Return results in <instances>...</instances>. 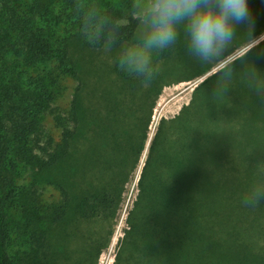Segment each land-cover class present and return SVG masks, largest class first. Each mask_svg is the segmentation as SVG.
Listing matches in <instances>:
<instances>
[{"label": "trees", "instance_id": "16d2710c", "mask_svg": "<svg viewBox=\"0 0 264 264\" xmlns=\"http://www.w3.org/2000/svg\"><path fill=\"white\" fill-rule=\"evenodd\" d=\"M134 3L0 0V264H18L10 215L41 229L32 244L43 250L48 236H68L59 229L68 221L113 218L137 167L111 264H264V200L256 208L242 203L251 186L264 188V101L251 82L237 78L224 92L215 91L218 71L205 78L174 116L159 119L139 165L160 88L201 76L208 65L187 64L180 32L173 47L153 54L162 69L148 88L116 64L93 82L82 78L71 51L99 50L105 36L113 52L136 42ZM247 3L251 36L264 32V0ZM233 60L237 77L248 66L264 76V38ZM66 81L75 85L61 112L53 103ZM45 115L54 135L41 124ZM90 247L81 248L92 254Z\"/></svg>", "mask_w": 264, "mask_h": 264}, {"label": "clouds", "instance_id": "9594fccd", "mask_svg": "<svg viewBox=\"0 0 264 264\" xmlns=\"http://www.w3.org/2000/svg\"><path fill=\"white\" fill-rule=\"evenodd\" d=\"M133 9L139 29L136 42L117 52L114 63L121 72L137 78L142 87H150L158 73L153 54L173 47L182 27L186 54L201 65L218 68L215 91L227 92L233 80L239 78L243 83L251 82L249 90L264 101V76L254 66H248L237 77L232 67L236 60L226 55L237 39L239 24L246 22L249 28V38L243 46L247 52L256 44L251 39L254 21L247 0H139ZM81 30L91 28L85 24ZM104 39L103 53L112 52L114 40L107 36ZM90 44L99 48L100 36H93ZM262 200L264 188L253 185L244 193L242 203L256 208Z\"/></svg>", "mask_w": 264, "mask_h": 264}, {"label": "rangeland", "instance_id": "374dc122", "mask_svg": "<svg viewBox=\"0 0 264 264\" xmlns=\"http://www.w3.org/2000/svg\"><path fill=\"white\" fill-rule=\"evenodd\" d=\"M139 0H136V3ZM248 4V3H247ZM257 4V1H256ZM254 21V20H253ZM255 25L251 29V32L255 29ZM180 32L183 34V28H180ZM249 32V28L247 23H242L236 26L237 38L246 35ZM264 38V32L254 34L251 36V39L256 41V44L259 43ZM135 43V41L133 42ZM229 48L226 53L227 59L233 60L239 55H241L245 50H247L244 45L247 44L243 42ZM181 44H185L181 42ZM255 44V45H256ZM186 45V44H185ZM75 45H72L74 47ZM104 48L94 51H88L80 48H75L71 51V54L74 55V58L81 64V71L84 72L82 78L86 82H93V80L97 77H102L105 72V68L109 66H113L114 57L117 54V51H112L110 53L104 54ZM187 59V64L192 67H198V62L193 58L185 55ZM180 62H178V65ZM6 68L10 67V62L5 64ZM158 69H162L161 63H157L155 65ZM207 72H205L201 76H192L186 82H177L171 83L167 86H163L160 88L159 94L155 99L154 106L152 108L150 122L148 125L147 131V140L144 146V150L141 156V161L144 158L146 148L148 146V142L151 138L152 133L159 121L160 118H169L174 116L181 106L187 104L191 90L199 83H201L205 78L212 75L216 71H218L217 67L208 66ZM172 81V79L170 80ZM75 85V82L66 81L64 87L61 88V94L53 103L55 104V109L57 107L58 111L65 110V107L71 97L72 89ZM95 110V109H93ZM49 116L45 115L44 120L41 124H43V128L46 129L49 133L53 130L50 122ZM44 129V130H45ZM53 135L55 134V130L52 131ZM139 173V168L133 172L132 176L128 179V182L125 184V191L123 193V200L120 204L118 211L115 216L106 222L99 220H92L85 222L74 223H66L65 225L59 226V229L62 228L64 233H67L68 236L62 238L61 240L48 236L45 239V247L43 250H36L35 245L32 244V235L35 234L38 236V233H41V229L37 230L33 228L31 225H28L27 222L23 219L19 214L10 215L8 218V226L10 229V253L18 259V264H46L51 259L55 261V264H111L113 255L115 253V247L118 240L122 237L123 230L125 229V216L126 212L129 208L131 200L135 193V185L137 181V176ZM104 226L105 240L104 243L102 240L97 238V234L99 232L100 226ZM74 227L77 230L75 234H69ZM65 229V230H64ZM92 230V234H88V231ZM60 231V230H58ZM53 232V231H52ZM87 237H90L88 241ZM92 242V246L90 247L89 242ZM103 243V245H102ZM87 245L91 248V253H85L82 250V246ZM102 245V246H101ZM98 250L97 255L95 252ZM43 252L47 253L45 258H41V254Z\"/></svg>", "mask_w": 264, "mask_h": 264}]
</instances>
